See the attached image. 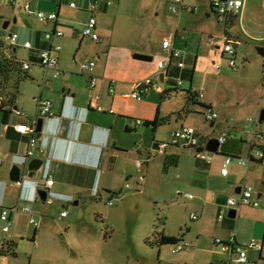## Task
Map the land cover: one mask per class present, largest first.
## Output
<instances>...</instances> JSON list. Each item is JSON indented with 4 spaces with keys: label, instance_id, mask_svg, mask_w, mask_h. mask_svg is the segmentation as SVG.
I'll return each mask as SVG.
<instances>
[{
    "label": "crops",
    "instance_id": "1",
    "mask_svg": "<svg viewBox=\"0 0 264 264\" xmlns=\"http://www.w3.org/2000/svg\"><path fill=\"white\" fill-rule=\"evenodd\" d=\"M71 2L75 3V8L69 6ZM90 2L95 5L93 12L88 10ZM25 3L29 4V12L24 7L23 9L31 25L22 24L8 35H17L14 47L7 44L8 49H4V43L0 42V56L29 64L27 70L20 69V73H11L7 81L0 83V94L5 100L15 94L11 109L0 110V213L2 209H8L12 224L14 212H25L24 208H30V211L25 212L29 215L36 214L40 219H48L47 214L52 205L66 209L69 206L101 202L103 199H106L109 206L117 200V208L121 210L124 197L130 194V190L143 195L151 191L175 192L184 189L186 192L183 197L192 205L191 208L185 207L184 217L182 215L185 220L188 215L191 222L183 224L185 232L179 226V234L170 233L164 228L157 229L154 223L153 234L161 233L187 242L190 248L182 252L195 251L194 254H203L205 259L202 264H241L235 261V253H231L230 259L224 253V257L212 256L214 251L210 245L216 248L215 237L242 247L245 253L249 250L258 253V259L264 262V234L251 235L257 236V241L253 238L251 240L261 245V250L255 251L249 249L248 244L243 245V239L233 231L234 220L239 213L242 216L248 214L257 217L264 214V129H259V124H255L256 120L259 123L262 110L255 121L251 118L250 122H246L247 118L241 121L224 113L212 100L204 98L193 81L198 56L194 57L192 67H187L193 51L187 55L189 58L181 52L179 60L183 62V68H178L177 60L172 59L165 70L156 76V62L168 56L169 51L163 49L162 45L158 49L137 48L140 54L150 56L152 60L133 58L136 52L133 47L135 40L123 29H115L118 11L111 8V0H37L32 4L33 9L30 0H26L24 5ZM175 4L179 5L180 10H189L184 9V0L182 4ZM16 5L15 0L12 6ZM243 8L229 27L236 24ZM38 11L55 13L57 21L46 25L40 23L35 16ZM176 12L177 10L172 13ZM33 16L38 24H35ZM91 16L96 20L97 41L82 37V28ZM109 17L113 18L110 28L107 27ZM14 22L17 23L18 18ZM5 24L7 27L9 23ZM180 28L185 31L184 26L174 25L169 37L162 42H172L175 49V37ZM55 30L61 31L63 35L46 41L43 34ZM227 31L232 35L229 29ZM223 32L224 28L222 34ZM180 35L187 36L183 32ZM235 36L232 35L231 38L239 40ZM24 42H29L31 48H23ZM53 45L60 47L56 54L57 69H45L40 64L38 54L40 50L49 49ZM19 52L23 54L21 60L18 59ZM223 55L222 52L221 56ZM82 61L95 62L92 74L80 72L78 63ZM263 69L264 66L260 70V85ZM160 74H163L161 79ZM91 78L95 80L92 89L89 88ZM147 78L157 84L158 90L141 93L136 99L131 98L129 95L134 91L135 85ZM183 80L189 82L187 89L182 84ZM178 81H182L180 86L177 85ZM188 90L195 95L192 101H188ZM262 90L264 92V88ZM198 92L202 93L201 98L196 96ZM19 94L28 95L34 101V106L24 109L26 107L17 101ZM35 98L51 102V116L42 117L34 157L28 161L40 159L43 161L42 166L32 176H27L28 172L23 170L27 166H24V162L28 138L17 133L14 126L29 124L33 119L39 118ZM90 102L101 111L89 108ZM207 109L217 114L215 121H205ZM155 119L168 121L152 127L149 123ZM263 122L264 119L261 123ZM181 128H192L205 145L212 136L216 138L221 133L232 135L233 138L217 148V153L207 152L204 146V151L211 157L209 163L199 157L198 151L177 146H169L163 154H156L154 150L157 145L169 141L171 134ZM255 128L263 135V141L259 142L263 158L248 161ZM150 148L153 151L149 152ZM226 156L241 157L246 163L241 166L232 160L227 165V175L222 176L220 169ZM137 162L141 163L140 167ZM13 166L21 169L20 185L9 179ZM140 176L143 177L141 182L138 180ZM47 178L52 180V185L48 188L45 187ZM126 185L130 189H126ZM238 188H251L252 200L258 206H242L234 218H229L226 200L238 197ZM40 189L47 191L45 202L38 198L37 190ZM187 195L191 197L188 198ZM150 200L155 198L152 197L147 202ZM219 214H223L221 220H218ZM191 215L196 218L191 219ZM99 218L103 219L102 216ZM30 220L33 218L29 216L28 221L32 224ZM157 220L160 221V218ZM43 222L48 223V220ZM2 224L0 220V250L4 242L14 243L16 235L10 229L4 233ZM69 226L70 223L66 224L65 230ZM192 231L194 237L190 236ZM37 232L35 230L34 237ZM3 234H7L8 239ZM161 247H155L159 256ZM170 247L172 252V245ZM7 256L9 255L0 253V264H7L3 262ZM245 263L257 264L249 261L247 254ZM171 264L193 263L175 260Z\"/></svg>",
    "mask_w": 264,
    "mask_h": 264
},
{
    "label": "rangeland",
    "instance_id": "2",
    "mask_svg": "<svg viewBox=\"0 0 264 264\" xmlns=\"http://www.w3.org/2000/svg\"><path fill=\"white\" fill-rule=\"evenodd\" d=\"M25 1L16 0L17 5L14 7L9 0H0V42L4 43V49L8 47L7 36L12 31L19 29L22 24L31 25L23 9ZM36 1L30 0L32 9V4ZM111 3V8L118 11L115 29H123L134 38V48L158 49L162 40L169 37L174 25L184 26L185 31L180 28L175 37V49L187 58L193 51L191 61L187 62L188 68L192 67L194 57L198 56L194 70V86L202 91L204 98L218 104L224 113H229L241 121L246 118L255 121L260 110H264V92L260 85V70L264 66V56L259 55L257 50L258 47L264 48V0H246L242 15L233 27H229V32L239 37L238 40L235 36L239 44L234 48V69L228 66V57L225 54L221 56L223 25L216 21L210 11L209 0H184L186 6L184 9H189L188 11L180 10L179 5L171 0H111ZM171 7L177 12L172 13ZM15 18H18L17 23L14 22ZM33 20L35 24L39 23L34 16ZM112 21L113 18L109 17L108 28L111 27ZM5 23H9L6 28ZM182 32L187 36H181ZM232 35H229L230 38ZM209 38H213V45H206ZM5 51L7 55L8 52ZM22 57L23 54L19 52L18 59L21 60ZM182 84L187 89L189 82L183 80ZM17 101L24 105L26 110L34 106V101L26 94H19ZM258 124L259 129H264V122ZM155 192H146L142 195L130 190V194L124 197L122 211L117 208V200L109 206L106 199L97 203L69 206L66 209L50 205L52 208L47 214L48 219H40L36 214L15 211L9 229L10 232L16 233L13 238L16 257L9 255L3 262L171 264L179 260L202 264L205 258L199 252L172 253L170 245H166L161 247L159 256L156 248L147 244V239L153 237L154 223L157 229L164 228L165 231L175 234L180 233L179 226L185 232L183 224L191 223L188 215L186 220L183 219L184 208L192 207L183 197L186 190ZM152 197L155 200L147 202ZM62 211H66V215L60 217ZM29 216L33 218L35 224L29 223ZM158 217L160 221L157 220ZM44 220H48V223H44ZM234 222L233 231L243 239V245L248 244L252 238L258 240L257 236L251 235L264 234V214L257 217L248 214L242 216L239 213ZM68 223L70 226L65 230ZM35 230L38 232L34 237ZM193 234L192 231L190 236L194 237ZM3 235L8 239L7 234ZM210 246L214 251L215 255L212 254L214 258L225 256L218 247ZM246 254L249 261L264 264L258 259V253L249 250Z\"/></svg>",
    "mask_w": 264,
    "mask_h": 264
},
{
    "label": "built area",
    "instance_id": "3",
    "mask_svg": "<svg viewBox=\"0 0 264 264\" xmlns=\"http://www.w3.org/2000/svg\"><path fill=\"white\" fill-rule=\"evenodd\" d=\"M174 3L182 4L183 0H171ZM10 3L14 4L15 0H9ZM245 0H209V6L214 14V17L216 21L219 24H222L223 26L229 25L233 20H235L240 12V10L244 7ZM70 7L75 8L76 5L74 2H71L69 4ZM24 9L29 12V4L25 3ZM95 9V5L90 2L88 5V10L93 12ZM171 12H175L176 9L174 7L170 8ZM37 20L42 24H47L49 22H56L57 21V15L55 13H45L42 11H38L35 14ZM96 20L93 16H91L88 21L85 23V25L82 28V37L90 39L91 41H97L98 35L96 33L95 29ZM63 34L61 31L55 30L53 32H45L43 37L46 41L52 40L54 36L61 37ZM222 39V52L228 57V64L229 67L234 69L235 61H234V55H235V47L237 45V40L230 38L227 36L224 32L221 36ZM17 35L12 34L7 37L8 46L14 47L16 45ZM214 40L213 38H209L206 42V45H213ZM162 48L169 51V55L162 58L161 60L156 62V76L165 70L167 65L170 63L172 59L177 60V67L183 68L184 64L181 60V52L173 48L172 42L165 40L162 42ZM23 48L30 49L31 45L29 42L23 43ZM60 47L58 45H53L49 49H44L39 51V60L40 64L45 69H57V58L56 54L59 52ZM29 68V64L27 62L21 63V69L23 71L27 70ZM78 68L80 72H83L85 74H92L94 68H95V62L94 61H82L78 63ZM177 85L180 86L181 82L178 81ZM95 86V80L93 78L89 81V88L92 89ZM261 86L264 88V69L261 72ZM150 90H158L157 84L153 83L150 78H147L145 80L140 81L137 83L134 87V91L129 95L131 98L136 99L140 96L141 93H146ZM197 97L201 98L202 93L198 92L196 94ZM35 102L37 105V112L38 117H44V116H51L50 108H51V102L48 100H41L39 98H35ZM11 109V107H8L6 105L5 98L0 94V109ZM89 108L96 109L98 111H101V109L97 106H95L92 102L89 103ZM217 119V114L213 112L210 109H207L205 112V121L206 122H212ZM252 121L251 119L247 118L246 122ZM140 123V122H138ZM36 124H37V118L30 121L29 124H17L14 126V130L19 133L20 135L27 136L28 138V149L26 152V158L24 162V166L27 165L29 159L34 157V148L37 144V138H36ZM258 124V121L256 120V123ZM218 141V148L220 146L225 145L229 140L233 138L232 135L221 133L217 137ZM263 141V135L259 131V129H254L253 131V139L251 141V147L252 151L251 154L248 157V161L252 160H261L263 158V150L262 146L259 144V142ZM169 146H177L179 148H187L192 149L195 151H198L199 157L204 160L205 162L209 163L211 161V157L207 155V153L204 151L205 142L201 140V137L192 129V128H181L171 134V138L167 142H160L157 145V148L154 150L156 154H163L167 147ZM153 151L152 148L149 149V152ZM232 160H235V162L238 165H245V160L241 157H231L226 156L224 159V165L220 169V173L222 176L227 175V165L232 162ZM137 166L140 167L141 163L137 162ZM138 180L141 182L143 181V177L140 176ZM17 185H20V181L16 182ZM52 185V180L47 178L45 180V187L48 188ZM126 189H130L129 185L125 186ZM188 198H190V195H187ZM242 206H251V207H257L258 203L254 200H252V189L251 188H242L240 190V193L238 197H230L226 200V209H234L235 213L238 212L240 207ZM25 212H28L29 210L27 208H24ZM66 215V212H62L60 214V217H63ZM223 217V214L218 215V220H221ZM196 217L194 215H191V219H195ZM0 220L3 222V228L2 231L4 233H7L9 231V228L11 226V221L9 219V210L8 209H2L0 213ZM32 224H35L34 220H30ZM214 244L216 247L219 248L220 252L228 254L229 259L231 253H235L236 259L235 261L238 263H245L246 262V253L245 250L240 246H233L230 242H223L221 239L216 238L214 240ZM249 249L260 251L261 245L256 242L255 240H251L248 243L247 246ZM190 248V245L185 241H179L172 245V253H178L181 251L188 250Z\"/></svg>",
    "mask_w": 264,
    "mask_h": 264
},
{
    "label": "trees",
    "instance_id": "4",
    "mask_svg": "<svg viewBox=\"0 0 264 264\" xmlns=\"http://www.w3.org/2000/svg\"><path fill=\"white\" fill-rule=\"evenodd\" d=\"M223 28H224V33L227 36H229V33L227 31L229 29V25L223 26ZM20 69H21V63L19 61L15 60V59H12L11 57L4 58V57L1 56V61H0V83H1V81H7L8 77H9V74H11V73H20V71H19ZM15 90H16V88H15ZM186 95H187L188 101H190V100L192 101L194 96H195L193 93H191L190 90L186 91ZM14 99H15V94L13 93V94H11L9 99L6 100V105L8 107H12ZM0 110H2V109H0ZM166 121H168V119H161V120L155 119L152 122H150L149 124L152 127H156V126H158V125H160L162 123H165ZM152 236L153 237L151 239H147V244L150 245V246L161 247V246H164V245H174L175 243L179 242L178 238L171 237V236H165V235H163L161 233H154ZM14 248H15V244L14 243L9 242V241L8 242H4L1 245L0 253L2 255H10L12 257H15L16 253H15Z\"/></svg>",
    "mask_w": 264,
    "mask_h": 264
},
{
    "label": "water",
    "instance_id": "5",
    "mask_svg": "<svg viewBox=\"0 0 264 264\" xmlns=\"http://www.w3.org/2000/svg\"><path fill=\"white\" fill-rule=\"evenodd\" d=\"M4 28H6V24L4 25ZM258 50V54H260L261 56H263V48H257ZM133 58L135 59H138V60H145V61H151L152 60V57L150 56H147V55H144V54H140L138 52V49L136 48V52L133 54ZM163 77V74H160L159 75V78L161 79ZM264 119V110L261 111L260 115H259V123H261ZM42 121H43V118L42 117H39L37 119V124H36V138L38 139L39 136H40V132H41V125H42ZM217 148H218V141H217V138L213 137V138H210L206 145H205V150L207 152H210V153H217ZM42 163L43 161L40 160V159H32L28 164L27 166L24 168L23 171H27V176H32L33 172L34 171H37L41 168L42 166ZM22 172H21V169L18 167V166H13L9 172V179L16 183L18 181L21 180V175ZM240 192V189H236V193L238 194ZM37 195H38V198L41 200V201H46V198H47V191L46 190H37ZM235 216V210L234 209H230L228 211V214H227V217L229 218H234ZM225 264H228V263H225Z\"/></svg>",
    "mask_w": 264,
    "mask_h": 264
}]
</instances>
